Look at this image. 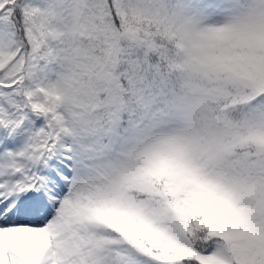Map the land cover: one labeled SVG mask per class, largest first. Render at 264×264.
Listing matches in <instances>:
<instances>
[{"label":"snow or ice","instance_id":"6c2138e0","mask_svg":"<svg viewBox=\"0 0 264 264\" xmlns=\"http://www.w3.org/2000/svg\"><path fill=\"white\" fill-rule=\"evenodd\" d=\"M0 264H264V0H0Z\"/></svg>","mask_w":264,"mask_h":264}]
</instances>
